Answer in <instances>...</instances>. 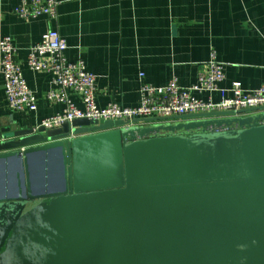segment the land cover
I'll list each match as a JSON object with an SVG mask.
<instances>
[{
  "label": "water",
  "instance_id": "95a60500",
  "mask_svg": "<svg viewBox=\"0 0 264 264\" xmlns=\"http://www.w3.org/2000/svg\"><path fill=\"white\" fill-rule=\"evenodd\" d=\"M0 163V264H264V106L0 127Z\"/></svg>",
  "mask_w": 264,
  "mask_h": 264
},
{
  "label": "crops",
  "instance_id": "0c3cea01",
  "mask_svg": "<svg viewBox=\"0 0 264 264\" xmlns=\"http://www.w3.org/2000/svg\"><path fill=\"white\" fill-rule=\"evenodd\" d=\"M58 2L56 20H24L16 14L20 0H0V39H12L15 60L38 102L35 112H13L0 72V127L37 128L63 111V104L47 98L55 89L52 77L27 65L29 49L50 30L66 41L67 58L82 59L95 75L100 107L136 106L146 84L164 86L177 78L181 86H191L208 71L212 51L224 66L222 87L239 82L245 90H254L264 83V0ZM70 95L83 108L80 97L72 91ZM212 98L217 102L220 94Z\"/></svg>",
  "mask_w": 264,
  "mask_h": 264
},
{
  "label": "built area",
  "instance_id": "2783aa9c",
  "mask_svg": "<svg viewBox=\"0 0 264 264\" xmlns=\"http://www.w3.org/2000/svg\"><path fill=\"white\" fill-rule=\"evenodd\" d=\"M58 0H20L16 14L24 19L46 16L56 20ZM68 46L57 30L46 32L40 42L29 49L27 65L32 72L49 74L55 86L47 98L63 104V111L44 119L37 127L53 129L65 122L77 119L105 121H125L153 117H173L200 113L240 111L264 106V83L257 89L245 90L239 82L231 88H224V66L217 60L214 51L210 54L208 71L198 76L197 82L183 87L177 78H172L164 86L146 84L141 90V99L136 106L124 107L108 104L100 107L96 100V77L87 70L82 59L75 62L67 58ZM16 48L10 37L0 39V72L4 78V90L9 108L13 112L38 109L35 94L24 77L21 66L15 60ZM76 93L83 108L76 105L70 92ZM220 94L215 102L212 95ZM231 95H228V94ZM207 94L203 99L199 95Z\"/></svg>",
  "mask_w": 264,
  "mask_h": 264
},
{
  "label": "rangeland",
  "instance_id": "374dc122",
  "mask_svg": "<svg viewBox=\"0 0 264 264\" xmlns=\"http://www.w3.org/2000/svg\"><path fill=\"white\" fill-rule=\"evenodd\" d=\"M44 176H45L44 172L41 171V173H40V172L38 173V177H39V178L41 177L42 180L44 179ZM8 180H9V188L11 189L13 185H12V183L10 182L11 180H10V179H8ZM46 182L49 184V186H52V183H53L54 181H53V176H52L51 172L48 173V178H47V181H46ZM46 182H45V183H46ZM43 183H44V182H43ZM0 188L3 189L2 186H1V184H0Z\"/></svg>",
  "mask_w": 264,
  "mask_h": 264
},
{
  "label": "bare ground",
  "instance_id": "6f19581e",
  "mask_svg": "<svg viewBox=\"0 0 264 264\" xmlns=\"http://www.w3.org/2000/svg\"><path fill=\"white\" fill-rule=\"evenodd\" d=\"M0 165H1V163H0ZM38 188V187H37ZM54 188H56V186L55 187H53V189ZM2 189L0 188V191H1ZM8 193L6 192V189H5V187H4V192L2 191L1 192V194H0V197H5V196H11V195H13V194H15V193H17V189H16V186L14 185V189L13 188H11V189H9V187H8Z\"/></svg>",
  "mask_w": 264,
  "mask_h": 264
}]
</instances>
